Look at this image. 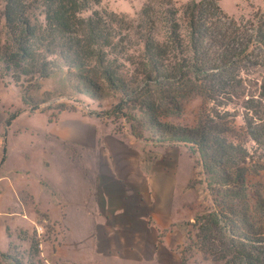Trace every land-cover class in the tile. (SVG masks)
I'll list each match as a JSON object with an SVG mask.
<instances>
[{"label": "trees", "instance_id": "1", "mask_svg": "<svg viewBox=\"0 0 264 264\" xmlns=\"http://www.w3.org/2000/svg\"><path fill=\"white\" fill-rule=\"evenodd\" d=\"M3 1L0 17L11 45L0 61L16 63L15 82L49 76L54 56L90 86L115 87L123 80L108 55L128 57L133 45L136 57L127 59L130 64L177 85L187 82L189 91L212 102L214 108L203 106L195 124L177 135L198 156L210 197L187 222L194 229L190 247L223 264H264V194L247 178L245 147L250 138L264 149L263 118L249 112L237 125L236 115L220 105L231 99L241 69L264 66V21L237 22L219 0H188L181 7L173 0H146L134 17L91 8L100 0H39L42 20L32 24L27 12L34 0ZM260 88L257 98L263 99V84ZM254 101L247 98L246 105ZM15 117L5 120V129ZM30 250L37 254L32 241Z\"/></svg>", "mask_w": 264, "mask_h": 264}, {"label": "crops", "instance_id": "2", "mask_svg": "<svg viewBox=\"0 0 264 264\" xmlns=\"http://www.w3.org/2000/svg\"><path fill=\"white\" fill-rule=\"evenodd\" d=\"M243 2L264 5H219L237 13ZM23 115L6 128L0 194L11 192L7 211L19 216V226L7 224V247L0 251L20 242L28 249L29 239L18 233L31 234L45 220L51 240L41 264H183V222L197 213L185 200L194 177L187 148L144 142L71 113L53 121L43 114L38 125Z\"/></svg>", "mask_w": 264, "mask_h": 264}, {"label": "rangeland", "instance_id": "3", "mask_svg": "<svg viewBox=\"0 0 264 264\" xmlns=\"http://www.w3.org/2000/svg\"><path fill=\"white\" fill-rule=\"evenodd\" d=\"M27 12L29 21L34 24L42 20L40 15L39 0H34ZM146 0H100L91 8L107 10L116 15L134 17ZM177 7H181L188 0H173ZM4 1L0 0V12L3 10ZM237 22L253 23L259 19L264 21V5L254 6L240 3L236 11H225ZM90 11L84 14H89ZM7 27L3 17H0V53H7ZM136 47L131 45L126 55H108L111 69L122 77V82H117L115 87L107 84L92 87L81 79L75 69H69L60 58L49 57L54 61L52 73L44 78L22 76L18 82L14 81L17 74L16 63L0 61V165L5 156L6 129L5 120L11 115L25 114L21 118L39 124L46 115L49 121H53L61 112L71 113L78 117L99 119L105 123H111L113 128L124 134H130L144 142L158 144H176L187 148L194 159V177L187 184L186 204L191 211L201 212L210 204V197L205 187L203 168L198 161V156L191 153L189 145L178 141V136L184 128L191 127L197 121L201 108H214L209 100L204 99L197 90H191L190 84L184 78L183 85L173 83L171 79L157 76V74L144 72L135 64H130L127 59L136 57ZM114 58L117 59L114 62ZM264 62V59H262ZM247 65V64H246ZM239 84L231 88V99H223L220 105L232 114H235V122L241 125L243 117L248 113L257 118H263L264 122V98H257L263 84L264 66L247 65L239 71ZM151 76L149 79L148 77ZM158 77V81L153 78ZM30 80V81H29ZM184 91V94L181 95ZM256 98V101L246 105L247 98ZM228 98V97H227ZM250 106V110L246 107ZM248 111V112H247ZM43 113V114H41ZM27 116H31L27 118ZM178 135V136H177ZM163 142V143H162ZM249 152L250 182L259 184L264 194V149L258 146L250 138L245 143ZM11 192L5 190L0 194V249L7 247V235L5 228L9 224L17 229L19 216L8 214ZM7 209H10L7 211ZM25 212L22 210L21 214ZM196 213V214H197ZM193 219L190 220L192 222ZM188 222V221H187ZM183 222L187 231L186 244L182 249L183 264H223L204 258V254L190 247L194 229ZM189 231V233H188ZM20 240L29 239L37 249L23 248L22 243H14L0 251V264H41L43 252L49 248L51 230L46 237V243L40 247L36 233L31 234L20 231ZM190 237V239H189Z\"/></svg>", "mask_w": 264, "mask_h": 264}, {"label": "built area", "instance_id": "4", "mask_svg": "<svg viewBox=\"0 0 264 264\" xmlns=\"http://www.w3.org/2000/svg\"><path fill=\"white\" fill-rule=\"evenodd\" d=\"M35 233L36 237L38 238L39 241L43 240V237H46L49 232V224L43 220L40 223L35 224Z\"/></svg>", "mask_w": 264, "mask_h": 264}]
</instances>
